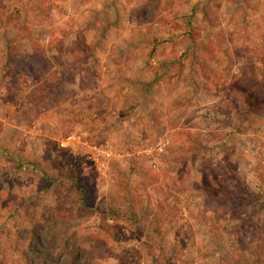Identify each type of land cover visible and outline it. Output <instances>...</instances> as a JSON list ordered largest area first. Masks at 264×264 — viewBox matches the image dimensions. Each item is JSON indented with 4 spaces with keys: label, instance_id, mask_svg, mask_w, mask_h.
Wrapping results in <instances>:
<instances>
[{
    "label": "rangeland",
    "instance_id": "obj_1",
    "mask_svg": "<svg viewBox=\"0 0 264 264\" xmlns=\"http://www.w3.org/2000/svg\"><path fill=\"white\" fill-rule=\"evenodd\" d=\"M254 260L264 0H0V263Z\"/></svg>",
    "mask_w": 264,
    "mask_h": 264
},
{
    "label": "built area",
    "instance_id": "obj_2",
    "mask_svg": "<svg viewBox=\"0 0 264 264\" xmlns=\"http://www.w3.org/2000/svg\"><path fill=\"white\" fill-rule=\"evenodd\" d=\"M76 136L73 135V134H70L68 137H67V141L68 142H74L76 140ZM168 146V141L167 140H161L159 141L155 147H154V155H157V156H161V155H164L165 153V149L166 147ZM148 153L152 154L151 151H147ZM90 159L97 165V164H100V165H103V162L104 160H108L111 156V153L109 150H106V149H96L94 148V153L90 154L89 155ZM156 162L154 161L153 162V166H155Z\"/></svg>",
    "mask_w": 264,
    "mask_h": 264
},
{
    "label": "trees",
    "instance_id": "obj_3",
    "mask_svg": "<svg viewBox=\"0 0 264 264\" xmlns=\"http://www.w3.org/2000/svg\"><path fill=\"white\" fill-rule=\"evenodd\" d=\"M193 36V35H192ZM193 38H194V36H193ZM225 141H223V143H224ZM104 232H109V228L106 226V225H101V227H100ZM25 260H27V257L25 256V258H24ZM35 262L33 261V262H29L28 264H34ZM260 262L258 261V260H254V261H252V263L251 264H259ZM1 264V263H0Z\"/></svg>",
    "mask_w": 264,
    "mask_h": 264
}]
</instances>
